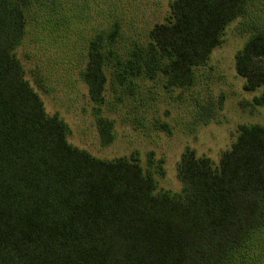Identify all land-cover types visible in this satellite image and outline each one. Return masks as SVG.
<instances>
[{
  "label": "trees",
  "instance_id": "trees-1",
  "mask_svg": "<svg viewBox=\"0 0 264 264\" xmlns=\"http://www.w3.org/2000/svg\"><path fill=\"white\" fill-rule=\"evenodd\" d=\"M75 1L0 0V264H264L263 125L240 126L218 166L188 148L177 169L182 190L172 193L158 188L153 153L147 169L138 153L95 157L69 142L59 115L48 114L16 51L29 8L64 33L59 18L76 10ZM252 1L174 0L148 43L125 55L116 51L120 24L90 37L81 78L97 105L102 144L114 141L101 108L110 82L193 86L196 70ZM236 70L246 92L263 90L242 109L264 107V23L253 25Z\"/></svg>",
  "mask_w": 264,
  "mask_h": 264
},
{
  "label": "rangeland",
  "instance_id": "rangeland-1",
  "mask_svg": "<svg viewBox=\"0 0 264 264\" xmlns=\"http://www.w3.org/2000/svg\"><path fill=\"white\" fill-rule=\"evenodd\" d=\"M173 1L76 0V10L59 18L70 35L29 8L27 34L16 54L48 114L59 115L70 127L72 145L105 160L138 153L145 169L150 167L149 155L153 153L152 170L159 190L179 193L182 184L177 169L188 148L218 166L223 153L237 140L240 126H264V107L245 111L241 107L242 102L261 96L263 90L246 92L245 80L236 70V55L253 25L264 23V0H253L249 14L228 26L223 43L208 63L196 70L193 86L167 89L160 80L139 79L128 88L110 82L101 107L102 116L114 123V141L107 146L102 144L97 126V105L81 78L90 37L108 32L118 23L121 38L116 51L128 54L135 45L145 46L155 25L167 21ZM75 18L77 24L71 30L69 22ZM206 109L212 111L208 120L202 117Z\"/></svg>",
  "mask_w": 264,
  "mask_h": 264
}]
</instances>
